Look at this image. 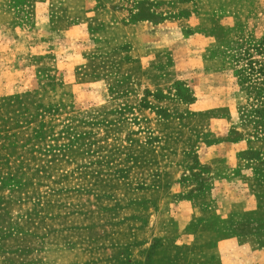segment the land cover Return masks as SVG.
Here are the masks:
<instances>
[{"label": "rangeland", "instance_id": "rangeland-1", "mask_svg": "<svg viewBox=\"0 0 264 264\" xmlns=\"http://www.w3.org/2000/svg\"><path fill=\"white\" fill-rule=\"evenodd\" d=\"M262 18L0 0V264H264Z\"/></svg>", "mask_w": 264, "mask_h": 264}, {"label": "trees", "instance_id": "trees-1", "mask_svg": "<svg viewBox=\"0 0 264 264\" xmlns=\"http://www.w3.org/2000/svg\"><path fill=\"white\" fill-rule=\"evenodd\" d=\"M264 19V18H262ZM253 47L257 48V50H261L264 49V38L258 43V45H254ZM255 61H251V64L254 63ZM263 68H260L259 72H263L262 70H264V65L262 66ZM252 69H255V67H252ZM264 74V73H263Z\"/></svg>", "mask_w": 264, "mask_h": 264}]
</instances>
